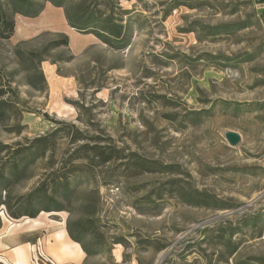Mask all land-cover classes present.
I'll return each mask as SVG.
<instances>
[{
    "label": "rangeland",
    "instance_id": "obj_1",
    "mask_svg": "<svg viewBox=\"0 0 264 264\" xmlns=\"http://www.w3.org/2000/svg\"><path fill=\"white\" fill-rule=\"evenodd\" d=\"M32 1L42 10L16 15L0 38V100L11 104L0 164L46 140L0 199L14 209L56 175L72 193L35 218L1 205L0 233L17 245L0 264H57L50 240L67 228L91 252L80 264H264V25L253 0ZM67 9L77 24L107 18L120 36L103 34L108 44L72 27ZM94 146L113 158L101 163Z\"/></svg>",
    "mask_w": 264,
    "mask_h": 264
},
{
    "label": "trees",
    "instance_id": "obj_2",
    "mask_svg": "<svg viewBox=\"0 0 264 264\" xmlns=\"http://www.w3.org/2000/svg\"><path fill=\"white\" fill-rule=\"evenodd\" d=\"M50 2L54 6H77L83 0H44ZM42 3L35 2L32 0H0V38L6 39L8 38L14 31V17L16 15L36 16L42 10ZM90 17H86L84 19V23L77 24L71 20V16L68 13V9L66 12V18L69 24L72 27L80 28L79 25H84L86 28H95L103 33H98L93 30V32L97 35V37L102 38L103 34L119 37L120 33L114 30H110L108 19L107 18H97L95 15H90ZM97 16V15H96ZM95 17V18H93ZM103 40L110 44V41L103 37ZM1 80V78H0ZM5 93V89L0 87V98ZM11 104L8 100H0V122L4 121L7 113L10 112ZM52 136V135H51ZM44 139H36L34 141L33 146H35L34 151L32 152H24L21 153L19 151L13 153V156L7 158L4 163L0 164V186L4 189V186L11 182V180H16L19 178L20 173L22 172L23 165L27 161H33L36 158L42 156L43 150L38 145L39 143L45 141ZM37 144V145H36ZM93 156L98 158L101 163L108 162L113 157L110 154H107L105 148L94 146L90 149ZM76 159L75 157H70L68 161ZM74 168V166H73ZM71 187L67 179H65L61 175L53 176L52 179L47 183L46 186H40L36 188L34 191L29 193L26 197L18 198V201L14 207L11 209L7 204L5 199H0V206L4 205L7 209L12 210L9 213V216L13 219H19L21 217H29L35 218L41 211L52 212V211H60L61 205H58V199L61 197L62 200L68 199L71 195ZM1 227V223H0ZM67 233L69 237L80 244L82 250L86 255L91 254V252L83 246L82 242L79 238L75 237L70 229L67 228Z\"/></svg>",
    "mask_w": 264,
    "mask_h": 264
},
{
    "label": "crops",
    "instance_id": "obj_3",
    "mask_svg": "<svg viewBox=\"0 0 264 264\" xmlns=\"http://www.w3.org/2000/svg\"><path fill=\"white\" fill-rule=\"evenodd\" d=\"M13 241L14 237L12 236ZM53 256L51 257L57 264H80L86 258L85 252L82 250L79 243L73 241L67 230L61 229L54 234L51 238ZM17 244L11 241L8 232L0 233V253H4L6 250L16 246ZM19 259L22 260V250L17 248ZM6 263V259H2ZM9 264V263H8ZM12 264H22L21 262H15Z\"/></svg>",
    "mask_w": 264,
    "mask_h": 264
},
{
    "label": "water",
    "instance_id": "obj_4",
    "mask_svg": "<svg viewBox=\"0 0 264 264\" xmlns=\"http://www.w3.org/2000/svg\"><path fill=\"white\" fill-rule=\"evenodd\" d=\"M225 139L227 140L228 144L231 146H235L239 143L241 140V137L238 133L232 132V131H227L224 134Z\"/></svg>",
    "mask_w": 264,
    "mask_h": 264
},
{
    "label": "built area",
    "instance_id": "obj_5",
    "mask_svg": "<svg viewBox=\"0 0 264 264\" xmlns=\"http://www.w3.org/2000/svg\"><path fill=\"white\" fill-rule=\"evenodd\" d=\"M253 2L261 10V21L264 25V0H253Z\"/></svg>",
    "mask_w": 264,
    "mask_h": 264
}]
</instances>
